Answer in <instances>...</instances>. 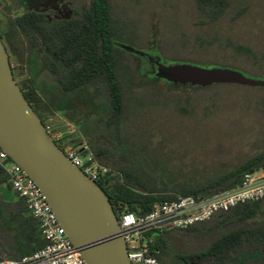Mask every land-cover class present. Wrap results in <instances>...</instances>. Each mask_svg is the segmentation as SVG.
I'll use <instances>...</instances> for the list:
<instances>
[{
	"label": "trees",
	"instance_id": "1",
	"mask_svg": "<svg viewBox=\"0 0 264 264\" xmlns=\"http://www.w3.org/2000/svg\"><path fill=\"white\" fill-rule=\"evenodd\" d=\"M194 6L199 24H213L226 14L231 0H194ZM113 8L112 0H89L80 17L54 20H48L42 12L27 11L9 20L0 18V37L9 61L11 57L23 61L30 70L29 63H33V53L36 52L42 68L53 76L52 87L42 92H38L31 70V77L16 80L45 127L58 114L61 106L59 96L66 97L69 93L90 87L94 93L105 98L104 125L113 131L117 144L124 147L128 144V138L124 135L125 126L133 124L140 131L147 108L154 106L158 99H150L149 91L139 86L140 59L115 44L117 40L146 47L151 30L146 35L142 28L128 30L131 8L125 7L119 18L114 16ZM164 44L158 45L161 59L165 58L163 50H171L172 54L184 51L196 56L202 63H214L220 68L237 69L240 73L248 72V68L253 72H264V51L258 56L249 47L232 44L230 59L226 63H218L211 62L209 58L216 60L224 57L212 52L210 42L178 38L176 42ZM152 78L162 79L156 74ZM166 81L171 86L185 88L184 92H173L166 97L173 112L185 115L192 114L198 108L199 97H194L193 93L227 87L232 89L238 84L215 82L203 88L200 80ZM142 133L145 134V130ZM82 138L78 137L76 141L73 135L65 134L59 147L63 150L68 144L78 146ZM131 143L136 145L134 141ZM87 145L95 158L110 168L99 186L109 197L114 210L125 209L127 204V210L137 215L147 214L155 203L172 201L178 196L202 197L229 190L240 183L246 172L264 168L262 151L227 172L197 181L179 180L168 186L146 167L140 154L129 163L112 168L103 160L109 153L106 147ZM174 231L186 235L214 233L211 242L201 250L188 257L176 255L185 262L187 258H192L201 264H264V198L236 205L227 212H218L208 221L187 229L155 233L151 250L158 251L155 256L159 264H165L167 240ZM16 234L26 248L23 253L19 251L22 247L17 243ZM45 245L46 241L40 236L37 222L29 214L25 201L12 190L7 174L0 168V247L5 251L4 257L20 259Z\"/></svg>",
	"mask_w": 264,
	"mask_h": 264
},
{
	"label": "rangeland",
	"instance_id": "2",
	"mask_svg": "<svg viewBox=\"0 0 264 264\" xmlns=\"http://www.w3.org/2000/svg\"><path fill=\"white\" fill-rule=\"evenodd\" d=\"M112 3L116 18L122 15L125 7L131 8L128 30L142 28L145 35L151 30L146 47L117 40L115 44L140 59L139 86L149 91L150 95H147L150 99L158 100L154 106L147 108L140 131L133 124L125 126L124 135L128 138V144L124 147L117 144L113 131L104 125L105 98L94 93L90 87L67 94L58 110V114L77 130L69 132L55 116L49 121L52 126L60 125L66 134L82 136L80 142L106 147L109 153L103 160L112 168L129 163L140 154L146 167L168 186L179 180L197 181L227 172L264 151V86L238 83L232 89L227 87L193 93L194 97H199L198 108L192 114L185 115L173 112L166 99L168 94L184 92L185 88L171 86L165 79L152 78L156 74V62L204 69L220 68L214 63H202L199 58L184 51L172 54L171 50H163L166 59H161L158 54L159 43L162 46L164 43L171 44L178 38L191 42H210L212 52L224 57L216 60L210 57L211 62L226 63L232 55V44L249 47L259 56L264 51V0H231L230 8L221 19L206 25L199 24L194 0H112ZM88 4L89 0H0V18L9 20L27 11L42 12L48 20L77 18ZM36 54L33 53V63H29V66L37 90L42 92L52 87L53 76L42 68ZM10 63L14 67L15 80H22L21 77L25 75L23 61L11 57ZM247 70L242 73L248 78L264 80V72H253L250 68ZM176 75L175 80L179 77V74ZM180 75L205 81L203 88L219 79L209 74ZM78 137L73 136L76 141ZM133 141L136 145L131 143ZM213 238L214 233L186 235L178 231L171 232L164 263L201 264L192 258H187L185 262L176 255L188 257L208 245ZM16 240L19 245H24L18 234Z\"/></svg>",
	"mask_w": 264,
	"mask_h": 264
},
{
	"label": "water",
	"instance_id": "3",
	"mask_svg": "<svg viewBox=\"0 0 264 264\" xmlns=\"http://www.w3.org/2000/svg\"><path fill=\"white\" fill-rule=\"evenodd\" d=\"M156 76L182 82L184 74L213 75L215 82L264 86L229 68L155 63ZM175 80L174 76H177ZM179 78V79H178ZM197 80V79H196ZM202 81L205 85V81ZM0 148L40 189L65 234L86 264H130L116 211L99 184L64 154L17 84L0 37ZM128 205H125L127 209Z\"/></svg>",
	"mask_w": 264,
	"mask_h": 264
},
{
	"label": "built area",
	"instance_id": "4",
	"mask_svg": "<svg viewBox=\"0 0 264 264\" xmlns=\"http://www.w3.org/2000/svg\"><path fill=\"white\" fill-rule=\"evenodd\" d=\"M11 67L14 68L12 64ZM63 127L69 132L75 131L67 124ZM46 131L58 146L66 134L60 127L52 124L46 127ZM62 151L97 184L102 182L110 171L108 166L95 158L84 141L78 146L68 144ZM0 168L7 174L12 190L25 201L29 214L37 222L40 236L46 241L42 249L20 259L2 257L0 264H86L57 221L38 186L1 148ZM263 198L264 168H259L246 172L239 184L226 191L202 197L178 196L172 201L155 203L144 215H137L127 209L115 211L130 264H159L155 256L158 251L151 250L155 233L187 229L208 221L218 212H227L236 205Z\"/></svg>",
	"mask_w": 264,
	"mask_h": 264
},
{
	"label": "crops",
	"instance_id": "5",
	"mask_svg": "<svg viewBox=\"0 0 264 264\" xmlns=\"http://www.w3.org/2000/svg\"><path fill=\"white\" fill-rule=\"evenodd\" d=\"M23 65H24V72H25V75H23L22 77H21V79H26V78H28V77H31V72H30V70L28 69V67H26V64L23 62ZM59 98L61 99V104H62V102H65V99H66V97H64V96H59ZM55 117H57L58 119H60V125L63 127L65 124H67V125H69L70 127H72V128H74V130H77L76 129V127H74L68 120H66L63 116H61V115H59V114H56L55 115ZM59 122V121H58ZM59 125V126H60ZM59 126H57V127H59ZM75 138H77L78 136L77 135H73ZM81 136V135H80ZM22 248L21 249H19V251H21L22 253L24 252V251H26V248H25V246L24 245H22L21 246ZM5 256V251L0 247V257L2 258V257H4Z\"/></svg>",
	"mask_w": 264,
	"mask_h": 264
},
{
	"label": "flooded vegetation",
	"instance_id": "6",
	"mask_svg": "<svg viewBox=\"0 0 264 264\" xmlns=\"http://www.w3.org/2000/svg\"><path fill=\"white\" fill-rule=\"evenodd\" d=\"M14 70V68L12 69V71Z\"/></svg>",
	"mask_w": 264,
	"mask_h": 264
}]
</instances>
